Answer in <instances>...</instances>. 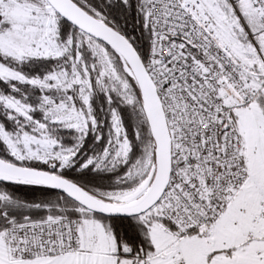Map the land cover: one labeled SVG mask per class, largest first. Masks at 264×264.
<instances>
[{
  "label": "snow or ice",
  "instance_id": "1",
  "mask_svg": "<svg viewBox=\"0 0 264 264\" xmlns=\"http://www.w3.org/2000/svg\"><path fill=\"white\" fill-rule=\"evenodd\" d=\"M0 264H264V0H0Z\"/></svg>",
  "mask_w": 264,
  "mask_h": 264
}]
</instances>
